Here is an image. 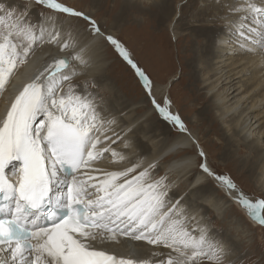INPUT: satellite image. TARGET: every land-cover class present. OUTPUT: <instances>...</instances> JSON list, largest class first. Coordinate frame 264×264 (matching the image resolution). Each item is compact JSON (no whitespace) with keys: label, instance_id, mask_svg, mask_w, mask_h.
<instances>
[{"label":"snow or ice","instance_id":"6c2138e0","mask_svg":"<svg viewBox=\"0 0 264 264\" xmlns=\"http://www.w3.org/2000/svg\"><path fill=\"white\" fill-rule=\"evenodd\" d=\"M215 2L225 18L235 17L225 25L234 46L259 56L264 66V0ZM33 4L47 9L37 23L30 16ZM23 5L0 2V96L37 47L49 44L69 54L54 58L26 83L0 119V264H234L227 260L230 249L200 222L203 217L190 213L182 196L169 195L174 185L167 174L153 176L157 162L129 163L130 156L113 147L132 150L133 129L117 131V118L88 82H72L90 63L91 42L82 45L66 22L82 19L93 36H104L135 69L161 117L191 137L170 111L171 101L156 102L150 78L128 50L83 11L62 0ZM105 154L110 163L125 166L97 167ZM198 154L205 157L202 149ZM200 167L264 227V199L253 201L229 177L215 175L206 163ZM128 240L160 250L133 258L99 247Z\"/></svg>","mask_w":264,"mask_h":264},{"label":"bare ground","instance_id":"6f19581e","mask_svg":"<svg viewBox=\"0 0 264 264\" xmlns=\"http://www.w3.org/2000/svg\"><path fill=\"white\" fill-rule=\"evenodd\" d=\"M121 1L116 0L114 7L121 6ZM141 2L138 0H124L122 13L117 15L116 18L120 20L124 17L123 15H127L129 12L138 15L142 13L143 16H148L152 20H158L161 24L168 21V27L173 26L175 36L179 35L176 22H179L181 26L190 25L188 27L191 30L190 42L197 44V47L190 54V60L193 65L195 64L194 67H191L192 76L196 86H203L201 89L195 88L191 95H194L195 92L199 95L202 92L201 98L206 100V106L203 108V112H200L202 116L201 120L211 119L210 128L213 134L220 135V137L225 139V154H227L232 163L234 162L239 166L246 167L251 172L257 170L255 172L257 182L261 183V189L264 190V152L261 151L264 148L261 145H264V66L261 65V58L259 56L248 54L234 46L231 34L226 30L225 25L229 19L234 20L235 17L225 18L224 10L215 0H150L147 3L148 5L145 6ZM233 2L234 0H221V4ZM189 4H191L190 9L188 7ZM198 4L200 5L199 8ZM191 8H194V10L198 8V12L194 13L191 11ZM208 10H210L209 13H207ZM186 12H191L188 15L189 21H186L185 17L182 18L180 15L186 16ZM68 21L65 27L69 25ZM101 32L105 36H117L114 30H108L107 34V31L102 30ZM80 33L81 35L77 37L82 45L91 42L89 52L91 60L88 67L83 71V74L77 76L72 82L74 84L80 82L79 85H82L84 81L90 84L97 81V84L99 80H107L106 84H102V82L99 84L111 86V84L107 83V77L104 80V77L109 74L110 68H107V64L103 59L102 45L100 44L102 41L101 36H93L89 30L82 31L80 29ZM179 37L181 36L179 35ZM68 54V52H61L58 47L49 44L37 47L35 55L29 58L27 65L16 72L6 92L0 97V119L3 118L6 108L14 98L13 95H10L14 89L25 85L28 80H32L54 58L67 56ZM131 59L133 60V58ZM169 88V82L162 88L157 85L156 89H154L155 94L160 95V92L166 94L168 92L169 94ZM113 89H111V92ZM9 95L10 98L8 99ZM154 98L156 99V96ZM115 100L116 104L107 105L104 103V106L108 109L109 113L117 118V131H120L121 128L132 127L140 118L143 119L141 122L139 121L141 124L138 122L140 125L132 127V132L135 133L137 138L133 141V133L129 135L134 144L132 150H123L119 144L113 145V147L125 151V154L130 156L129 163L135 160H143L146 166L154 161L158 162L156 170L153 171V176L160 177L163 173L167 174L169 178L168 182L174 185L169 193L173 200L179 198L183 192L184 195L192 199L197 197V200H201L199 202L201 203L200 207L207 209L206 216H204L205 214L203 215L206 219L207 213L211 214L209 208H211L210 205L213 201L211 200L212 197L208 196L203 199L201 196H198V193H194V191L198 188H201L203 191L210 190V182L202 180V178L206 177L204 172H196L197 170L194 168L195 161H198L196 157L191 155L180 157L182 153L186 152L190 154L195 150L193 138L188 134H180L170 142H167L164 138L160 139V134H157V131H154L153 134L149 126L148 129L150 131H146L147 126L143 125V123H149L151 126H154L153 123L157 122L156 118L151 115V112L142 109L144 105L132 106L130 103H120V100L117 98ZM246 149L250 150V152L243 158L241 156L246 152ZM172 151L173 153H171ZM165 153L168 154L163 160L159 161L158 159L161 158V155H165ZM105 156L106 159L99 162L97 167L114 170L125 166L112 164L110 163V154H105ZM190 187L191 190L188 191ZM224 190L227 191L225 194L229 195L228 190L226 188ZM231 195L235 196V193L232 192ZM220 205L222 204L218 200L214 202L213 208L216 216L214 223L222 221L219 218V213H216L220 210ZM199 217H202V215L198 214ZM204 218L200 222L208 225ZM190 223H194V221ZM217 224L219 225V223ZM219 226L223 229L221 225ZM223 233L228 234L229 231L225 228V232ZM223 233L222 235H224ZM234 244L237 245L236 242ZM99 247L113 250L119 256H133L134 254L131 250L133 252L136 250L137 254H147L151 251L160 250L154 249L145 242H133L131 240H128L126 243H113ZM227 260L230 261V258L228 257Z\"/></svg>","mask_w":264,"mask_h":264},{"label":"rangeland","instance_id":"374dc122","mask_svg":"<svg viewBox=\"0 0 264 264\" xmlns=\"http://www.w3.org/2000/svg\"><path fill=\"white\" fill-rule=\"evenodd\" d=\"M138 1H142L141 4L145 6L148 5L147 3H149L150 0ZM0 2H4L9 6L16 5L21 8L24 6L23 0H0ZM62 2L89 15L103 31H107L106 34L108 30L116 31L117 36L113 37L130 52L131 58H133L135 64L150 78L152 82V95L156 96L157 102L163 106L165 99L171 101L170 111L180 116L181 120L187 125L191 137L195 138L194 140L200 143H198L197 146V143L194 142L195 150L190 154L186 152V154L182 153L180 157L189 155L194 156L198 160L195 161L194 164L197 173L200 171L203 172L200 165L206 163L215 175L229 177L237 185V189L242 191L249 199L253 201L264 199V190L261 189V183L257 182L258 180L255 175L257 170L251 172L249 169L247 170L246 167L244 168L234 162L232 163L229 157H227V154H225V139L220 137V135L213 134L210 128L211 119L201 120L202 116L200 112H203V108L206 106V100L201 98L202 92H200L199 95L196 92L194 95H191L195 88L201 89L203 86H196L192 76L191 67H194L195 64H192L190 54L191 51L197 47V44L190 42L191 30L188 29L190 25L186 24L181 26L179 22H176L177 32L181 36L179 37V35H174L173 26L170 28L168 27V21H166L167 23L164 22L161 24L158 20H152V18L149 19L148 16H143L142 13L138 15L129 12L127 15H123V20L117 19L116 16L122 13L124 0L121 1L122 5L116 8L114 7L116 0H62ZM190 5L191 4L188 5L189 9ZM199 7L200 5L198 8ZM198 8L197 10L191 8V11L194 13L196 11L198 12ZM31 11L30 16L32 21L33 23H37L41 19L40 13L46 12L47 9H44L38 4H34L32 5ZM209 12L210 10H208L207 13ZM190 13L191 12H186V16L183 14L180 15L182 18L185 17L186 21H189L188 15ZM68 23L69 25H67L66 28H74V32L77 36L81 35V33L79 34L80 29L85 31L88 30L89 27L87 22L77 18H72ZM101 39L102 41L100 44L102 45L103 59L107 64V68H110L109 74L104 77V80L107 77V83L111 84V86L107 85V87L99 84L101 82L102 84H106L107 80H99L97 84V81H94L91 84L88 83L89 91L96 94L98 99L102 98L103 104H116L115 99L117 98L120 100V103H130L132 106L144 105L142 109L151 112V115L156 118L157 122L153 123L154 126H151L149 123H143V125L147 126L146 131H150L148 126L152 129L153 134L154 131H157V134H160V139L164 138L167 142H170L180 134H187L179 131L177 127L161 117L153 106L152 100L143 86V82L136 75L135 69L119 55L104 36H101ZM168 82L170 83L169 94L168 92L167 94L163 92H160V95L155 94L154 89H156L157 85L162 88ZM79 84L80 82H77L76 85ZM93 84L95 85L94 87H92ZM111 89H113L112 92ZM78 90L82 91V87ZM205 116L209 117L207 115ZM142 119L140 118L139 121L141 122ZM138 122L136 121V124L132 127L134 128L136 125L141 124ZM132 133V140L134 141L137 136L134 132H131L129 135ZM261 145L264 147L263 144ZM200 149L204 151L205 157L199 156L198 153ZM263 149L261 150L262 152H264ZM249 152L250 150L246 149V152H244L241 157L245 158ZM171 153H173V151ZM167 154L168 153L161 155V158L158 160H163ZM163 175L165 174L163 173ZM204 175L206 177L202 178V180L210 182L211 191H203L201 188H198L194 193H198V196H201L203 199L208 196L212 197L211 200L213 201L210 205L211 208H209L211 214L207 213V218L205 219L204 216H206L207 209L200 207L201 203L199 202H201V200H197V197L192 199L184 195V192L183 194L181 193V196L185 198V200H182V204L190 213L191 211H195L197 214L202 215L210 226V231H212L211 234L221 240L230 249L228 257L234 264H264V227L255 223L247 215L246 209L239 203L233 202L230 196L225 194V192H227L224 190L225 187L215 179V176H209L206 173H204ZM190 190L191 187L188 191ZM234 193L236 195V192ZM216 200L222 204L219 206L220 210L216 212L219 213V218L222 219V221L214 223L216 221V216L214 214L213 205ZM217 223H219L223 229H221ZM225 228L229 231L228 234L223 233L225 232ZM222 233L224 235H222ZM235 242L237 245L234 244ZM131 252L137 256V251L133 252V250H131Z\"/></svg>","mask_w":264,"mask_h":264}]
</instances>
